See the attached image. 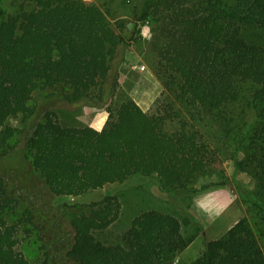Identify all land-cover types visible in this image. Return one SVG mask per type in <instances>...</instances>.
<instances>
[{
    "label": "trees",
    "instance_id": "trees-1",
    "mask_svg": "<svg viewBox=\"0 0 264 264\" xmlns=\"http://www.w3.org/2000/svg\"><path fill=\"white\" fill-rule=\"evenodd\" d=\"M16 1L7 13L0 0V264H30L18 249L26 225L41 234V264H176L189 218L146 210L108 244L95 234L117 219L114 196L68 216L43 191L76 197L133 176L157 178L165 193L202 190L219 161L254 181L248 199L264 222V38L254 34L264 0H122L115 23L105 4ZM144 23L163 87L149 111L119 91L116 70ZM55 103L106 106L108 119L100 130L65 126ZM18 117L20 128L9 125ZM48 207L49 239L34 220ZM188 264H264V252L241 218Z\"/></svg>",
    "mask_w": 264,
    "mask_h": 264
},
{
    "label": "rangeland",
    "instance_id": "rangeland-1",
    "mask_svg": "<svg viewBox=\"0 0 264 264\" xmlns=\"http://www.w3.org/2000/svg\"><path fill=\"white\" fill-rule=\"evenodd\" d=\"M87 3L103 5L109 12V20L115 23L125 18L126 5L122 0L105 3L104 0H84ZM7 13L17 9L18 1L2 0ZM255 35L264 38V32L256 30ZM141 37H136L123 51L122 61L116 70L118 74L119 91L134 100L142 110L149 111L157 97L163 92L160 81L155 76L147 50V41L150 37V25L144 23L140 28ZM264 40V39H263ZM58 110V118L62 125L69 127L89 126L96 130L104 127L107 119V107L81 106L73 109L63 103L53 104ZM9 125L21 127L20 117L11 120ZM13 154L6 162L11 166L19 162L22 152ZM215 174L208 179L200 180L196 188L202 183L207 187L202 190L190 188L174 192H161L158 189L157 178L133 176L121 183L106 184L100 189L89 191L76 197H57L45 190V202L52 208H63L67 215L79 214L87 211L86 205L99 201L105 196H114L119 203L117 219L103 232L96 233L97 239L104 243L119 242L121 235L129 228L132 220L146 210H157L182 218L187 217L190 225L183 227L184 234L191 242L175 259L176 264H188L199 257L207 241L218 239L229 230L239 219L245 218L251 225L259 239L264 252V222L251 208L250 193L254 189V181L246 173L234 171L230 161H219L214 165ZM48 195V196H47ZM48 197V198H47ZM49 208V207H48ZM36 211L34 220L44 230V237L52 236L50 222L53 219L52 209ZM51 212V213H50ZM10 223H14L12 215L6 216ZM64 217V225L69 224ZM18 249L23 252L30 264H41L44 249L41 243L39 230L32 225L21 227L18 231Z\"/></svg>",
    "mask_w": 264,
    "mask_h": 264
}]
</instances>
